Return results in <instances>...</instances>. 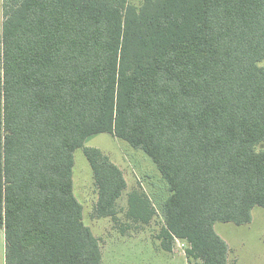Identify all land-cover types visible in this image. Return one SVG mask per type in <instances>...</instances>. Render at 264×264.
<instances>
[{"label":"trees","instance_id":"trees-1","mask_svg":"<svg viewBox=\"0 0 264 264\" xmlns=\"http://www.w3.org/2000/svg\"><path fill=\"white\" fill-rule=\"evenodd\" d=\"M0 226L6 264H102L74 194L84 148L112 216L123 170L87 139L143 150L166 180L162 247L228 264L218 221L264 207V0H1ZM129 217L155 208L129 195Z\"/></svg>","mask_w":264,"mask_h":264},{"label":"rangeland","instance_id":"rangeland-1","mask_svg":"<svg viewBox=\"0 0 264 264\" xmlns=\"http://www.w3.org/2000/svg\"><path fill=\"white\" fill-rule=\"evenodd\" d=\"M1 21L0 16V31ZM259 64L264 66V59ZM85 146L98 147L108 155L123 170L128 184L118 200L115 214L95 217L98 189L92 167L84 148L76 149L74 194L83 206L85 224L100 242L102 264H201L200 260L187 257L188 243L184 240L176 239L172 251L162 247V204L169 195V188L152 158L110 133L89 137ZM134 191L144 192L155 208V215L148 223L129 217V195ZM251 214L252 220L245 224L218 221L214 225L229 246L228 264H264V207L255 206ZM1 248L0 240V254Z\"/></svg>","mask_w":264,"mask_h":264},{"label":"crops","instance_id":"crops-1","mask_svg":"<svg viewBox=\"0 0 264 264\" xmlns=\"http://www.w3.org/2000/svg\"><path fill=\"white\" fill-rule=\"evenodd\" d=\"M0 240H1V254H0V259L1 263L0 264H6V243H5V230L3 227L0 226Z\"/></svg>","mask_w":264,"mask_h":264}]
</instances>
